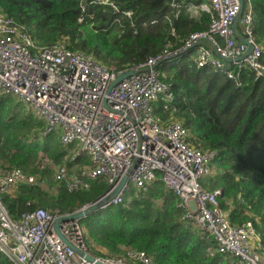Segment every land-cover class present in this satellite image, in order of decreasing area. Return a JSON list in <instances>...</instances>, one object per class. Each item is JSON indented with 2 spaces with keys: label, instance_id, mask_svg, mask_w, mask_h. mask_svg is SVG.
Masks as SVG:
<instances>
[{
  "label": "built area",
  "instance_id": "built-area-1",
  "mask_svg": "<svg viewBox=\"0 0 264 264\" xmlns=\"http://www.w3.org/2000/svg\"><path fill=\"white\" fill-rule=\"evenodd\" d=\"M85 1L109 8L112 24L123 25L136 14L119 0ZM243 1L235 26L240 0H170L176 19L183 12L198 22L207 16L208 28L191 32L180 48L167 44L158 54L119 72L65 44L36 46L24 29L0 12V95L15 98L26 113L42 121L45 135L60 129V144L74 149L58 164L40 154L39 168L51 170L53 181L65 182L70 192L89 190L97 182L107 185L97 201L76 211L100 202L103 209L128 204L131 189L146 194L163 188L178 199L181 221L215 244L211 254L226 255L238 264H264V243L254 213L245 209L249 218L234 223L223 209V189L210 187L211 167L219 152L195 147L191 132L177 116L173 85L163 73L164 66L188 57L198 69L209 68L237 87L243 85L245 72L264 82V44L254 30V3ZM172 15L164 18L176 35ZM131 27L137 33L133 20ZM127 72L128 77L112 85ZM159 111L170 117L163 119ZM40 137L44 136L32 135L31 140ZM39 185L47 186L43 176L0 162V259L4 256L10 264H96L79 256L55 232V219L64 215L59 210L38 208L20 220L11 217L3 195ZM157 203L162 205L163 200ZM60 230L71 244L105 264H156L144 252L110 257L101 246L104 256L93 254L81 219L62 222Z\"/></svg>",
  "mask_w": 264,
  "mask_h": 264
},
{
  "label": "trees",
  "instance_id": "trees-1",
  "mask_svg": "<svg viewBox=\"0 0 264 264\" xmlns=\"http://www.w3.org/2000/svg\"><path fill=\"white\" fill-rule=\"evenodd\" d=\"M119 1L124 7L135 8L132 20L137 33L131 27L132 20L112 24L114 16L109 8L84 0H0V12L24 29L36 46L65 44L70 50L85 52L105 66L115 67L116 72L146 61L167 44L180 48L191 32L208 28L207 16L198 22L183 12L176 19L170 0ZM253 3L255 34L264 44V0ZM167 15L173 17L176 35L164 18ZM156 19L159 22L151 25ZM163 73L173 85L177 116L191 132L195 147L219 152L214 162L218 176L210 187H223V209L234 223L249 218L243 214L245 209L253 212L264 243V82L245 72L243 85L237 87L222 74L198 69L188 57L164 66ZM159 114L163 119L170 117L161 111ZM36 120L15 98L0 97V162L41 177L51 171L39 168L41 152L62 163L74 149L63 147L50 135L31 140L34 129L43 124ZM48 185L22 186L4 194L11 217L20 220L24 213L38 208L70 214L94 203L108 189L104 182L72 192L65 182L51 180ZM128 197V204L98 210L84 219L93 254L104 256L99 249L102 246L110 257L144 252L156 264H238L226 255L210 253L215 244L181 221L182 211L172 193L160 188L146 194L131 191ZM158 200H163L162 205ZM0 264L10 263L2 256Z\"/></svg>",
  "mask_w": 264,
  "mask_h": 264
},
{
  "label": "water",
  "instance_id": "water-1",
  "mask_svg": "<svg viewBox=\"0 0 264 264\" xmlns=\"http://www.w3.org/2000/svg\"><path fill=\"white\" fill-rule=\"evenodd\" d=\"M240 2H241V8H240L239 14H238V16H237V18H236L235 26H236L237 23L239 22V19H240L241 15H242V12H243L244 1H243V0H240ZM242 41L246 42L245 39H242ZM252 50H253V46L250 45L249 53L252 52ZM129 75H130V72H127V73H124V74L119 75V76L116 78V80L113 82L112 85L114 86V85L118 84L120 81H122L123 79H125V78L128 77ZM127 178H128V176H126V177L123 179V181H122V183L120 184V186H119V188L117 189V191H118L119 189H121V188L125 185V182H126ZM117 191H116V192H117ZM103 204H104L103 202L96 203V204H93L92 206H90L89 208H87L86 210H80V211H75V212L70 213V214H64V215H61V216H59V217H57V218L55 219L54 224H53L55 232L60 236V238H61L65 243H67L70 247H72V248L75 250V252H76L79 256L83 257L84 259H86V260L89 261V262H95L96 264H105V263H103V262H101V261H97V260L95 259V257H93L92 255L83 252L81 249H79L78 247H76V246H74L73 244H71V243H70V242L64 237V235L62 234V232H61V230H60V224H61L62 222L70 221V220H76V219H81V220H83V219H85L86 217H88L90 214H92V213H94V212H96V211H98V210L103 209V207H102Z\"/></svg>",
  "mask_w": 264,
  "mask_h": 264
},
{
  "label": "rangeland",
  "instance_id": "rangeland-1",
  "mask_svg": "<svg viewBox=\"0 0 264 264\" xmlns=\"http://www.w3.org/2000/svg\"><path fill=\"white\" fill-rule=\"evenodd\" d=\"M1 97V96H0ZM37 119V118H36ZM36 121H40L39 119H37ZM40 122H42V121H40ZM43 123V122H42ZM47 135H50V137H51V140H53V141H59L60 142V129L58 130V131H56V132H53L52 134H47ZM47 135H45L44 134V124H42V126H40V125H38V127L37 128H35L34 129V131H33V137H38V136H47ZM41 156H47L44 152H41ZM54 164H58V163H61V161L60 162H57V161H55V160H53L52 158H50L49 156H47ZM64 158V157H63ZM211 170H212V179H216L217 178V176H218V174H217V168L213 165L212 167H211ZM44 172H46V171H44ZM44 178H45V180H46V185H47V187H49V185H48V182L49 181H51V180H53L52 179V172L50 171V173L48 172L46 175H44L43 176ZM209 179H210V177H209ZM222 184V182L220 183V185ZM134 192V190L133 189H131V190H129V192H128V195H129V193L130 192ZM84 221V220H83Z\"/></svg>",
  "mask_w": 264,
  "mask_h": 264
},
{
  "label": "crops",
  "instance_id": "crops-1",
  "mask_svg": "<svg viewBox=\"0 0 264 264\" xmlns=\"http://www.w3.org/2000/svg\"><path fill=\"white\" fill-rule=\"evenodd\" d=\"M218 188H222V189H223V187H222V186H219Z\"/></svg>",
  "mask_w": 264,
  "mask_h": 264
},
{
  "label": "clouds",
  "instance_id": "clouds-1",
  "mask_svg": "<svg viewBox=\"0 0 264 264\" xmlns=\"http://www.w3.org/2000/svg\"><path fill=\"white\" fill-rule=\"evenodd\" d=\"M83 6H84V4H83ZM83 6H82V7H83ZM83 9H84V7H83ZM83 220H84V219H83Z\"/></svg>",
  "mask_w": 264,
  "mask_h": 264
}]
</instances>
